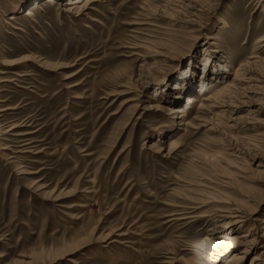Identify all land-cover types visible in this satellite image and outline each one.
Returning <instances> with one entry per match:
<instances>
[{
  "label": "rangeland",
  "instance_id": "374dc122",
  "mask_svg": "<svg viewBox=\"0 0 264 264\" xmlns=\"http://www.w3.org/2000/svg\"><path fill=\"white\" fill-rule=\"evenodd\" d=\"M68 1L0 0V264L198 263L221 232L211 197L245 206L227 236L256 244L198 264H264V0H193L190 27L192 0ZM246 63L238 98L262 111L213 127L222 108L200 105ZM179 192L200 207L181 221Z\"/></svg>",
  "mask_w": 264,
  "mask_h": 264
},
{
  "label": "bare ground",
  "instance_id": "6f19581e",
  "mask_svg": "<svg viewBox=\"0 0 264 264\" xmlns=\"http://www.w3.org/2000/svg\"><path fill=\"white\" fill-rule=\"evenodd\" d=\"M49 1H52V0H49ZM93 1H95V0H69L66 3L67 6L65 7L64 10L66 12H74L75 10L88 8L87 5ZM174 1H177V0H174ZM192 3H194L193 0L190 1L188 4H186V7L181 6V10L182 9L184 10V11L182 10L183 12L179 10V13L182 12L184 14V16H183L184 18L181 19V22L187 27H190L196 21L200 12L205 11L203 6L197 7L196 4H192ZM177 9L178 8H176V10ZM26 14L27 15H33V12L27 11ZM16 18L17 17H12V19H16ZM24 60H28V58H25ZM39 61H40L41 65L44 64L42 62V60H39ZM11 62L12 61H10V62L4 61L2 63L3 64H12ZM14 62H18V61H13V63ZM242 66H245V68L242 69L243 71H239L237 73V75L234 78L235 81L227 82V84L224 87H222L221 91L215 97L213 96L210 98V105H206V104L200 105L201 109H204V110H210L212 108H218V107L222 108L219 113H216V116L218 117L219 120L217 121V123H212L213 127H215L214 124H217L219 126L224 124V126H228L227 129H230V130L233 129L234 130V128H236V124L240 123V120L234 118V116L241 110V108H242L241 105H243V106L249 105L247 107V109L249 110V112H248L249 114H248V117L245 118L246 122L248 121V119L254 117L257 113L262 111V107H263L262 102L255 103V102H252V100L246 101V100H242V98H241V100H239V98H238V97H242V96L244 97V95L247 96L246 94L248 91L256 92L253 90V88L255 87L254 84L251 85L250 82L255 81L257 79H255L252 76H250V77L246 76L247 74H250L253 71L252 67H249L247 65V63L245 65H242ZM247 67L249 69H247ZM0 72L6 73V71L5 72L0 71ZM0 81H2V80H0ZM7 81H9V80H7ZM205 85H206V83H203L201 87L203 88ZM174 88H177V85ZM256 88H258V87H256ZM259 89H260V87H259ZM192 98L193 97L187 98L188 99V101H187L188 105L196 102V100H194ZM233 98H235L238 101H235ZM131 100H134V99H128L127 102L131 101ZM4 110H6V109H4ZM212 110H214V109H212ZM177 111H179V110H177ZM211 114H213V113H211ZM231 122H235V123L230 124ZM16 126L17 125L12 126L7 131H4L3 134L8 133L9 130H12ZM233 130H231V131H233ZM229 134H227V137H226L227 142H228L227 146H231L234 142L233 138L231 136L232 134L231 133H229ZM6 148H8V147H6L5 144L0 143L1 151H2V149H6ZM214 155L217 156V159L222 157L221 154H219V153H216ZM214 159H215V157H214ZM180 180L186 182L185 178H181ZM187 183L190 184V181L189 182L187 181ZM180 194H182V193L179 192V200L173 201V203H170V206L172 207L171 209H173V210L171 211L172 213L168 214V215L179 216L178 220L181 221L182 219L190 218V217H193L195 215V214L194 215L191 214L193 216L190 215V212L193 211V209H192V211H190L191 208L198 209L200 207H198V206L191 207L190 203H189L190 197L188 196V194L183 193V196H181ZM211 198H212L211 200L213 202L214 201L218 202L216 205V209H215L216 217H218L215 229L217 231L220 230L221 232H217V233H220L218 235V237H216V238H218V239H216L217 241H213L211 239H209V240L207 239L205 241V243L203 245V249H202L203 250V256L201 257V259L203 258L202 261L203 262L204 261H210L211 259L216 258L223 251H225L226 248H228L232 244H242L245 247L244 250L242 251L243 255H244V253L249 252L252 248H254V246L256 244L255 238L248 239V237L251 236L249 231H247L246 233H243V234L235 235V236H227V233H229V231L231 232L233 229H235V226H237V225L242 226L243 223L246 221L247 217L249 216V213L246 212L245 206L240 202L237 203V202L233 201L229 197L226 199L221 197L222 199L220 198L219 200L215 197H211ZM193 202L201 203V204L205 205V203L207 201H205V199H202V200L193 201ZM107 236H103V237L107 238ZM219 239H222L223 241H220ZM242 254L236 256L235 258L243 257ZM0 257H1V254H0ZM258 260H260L259 257L255 256L250 264H256L258 262ZM177 261L181 262V263L183 262L180 260H177ZM201 262H198V263H201ZM237 262L238 261L236 260V263ZM198 263L194 262L191 264H198ZM182 264H190V261L186 262V263L183 262Z\"/></svg>",
  "mask_w": 264,
  "mask_h": 264
}]
</instances>
